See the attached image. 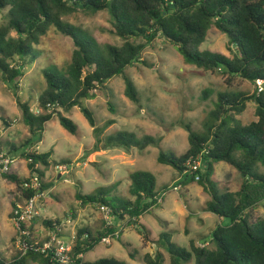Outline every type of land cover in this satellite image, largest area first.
Returning a JSON list of instances; mask_svg holds the SVG:
<instances>
[{
  "label": "trees",
  "instance_id": "obj_1",
  "mask_svg": "<svg viewBox=\"0 0 264 264\" xmlns=\"http://www.w3.org/2000/svg\"><path fill=\"white\" fill-rule=\"evenodd\" d=\"M80 8L92 14L106 10L121 44L100 43L86 30L65 20ZM0 9H7L5 22L0 25V79L10 87H17L24 68L30 67L38 57L35 46L51 29L69 37L74 44L70 62L64 69L52 65L42 71L44 88L37 102L41 109L51 111L34 114L27 102H17L22 122L32 136L42 137L45 124L54 117L66 131L75 135L77 126L65 114L78 107L93 128L95 148L101 144L104 147L137 148L142 151L148 146H158L159 139L150 135L138 138L127 130L100 137L96 117L91 108L84 105L85 99H91L96 90L104 89L106 82L116 76H122L125 95L137 103L138 92L126 69L140 61L145 48L158 35L173 44L186 63L204 70L219 69L229 78L238 76L251 82H264V0H0ZM212 27L228 37L229 44L234 47V50L230 48L232 57L200 50ZM248 101L255 104L257 120L244 124L238 116L246 109ZM208 116L210 122L202 134L190 125L184 127L189 143L185 153L178 156L160 150L157 161L173 167L180 174L184 173L180 182L182 185L199 183L210 196L205 210L228 222L218 223L207 238L206 242L214 244L212 248L196 246L195 240L191 239V250H187L172 242L168 232L160 233L156 241L160 243L163 240L162 246L170 254V264H184L192 258L194 264H264V218L251 217L264 199V89L253 94L220 92ZM2 120L6 121L3 117ZM30 140L26 139L20 146L10 144V149L18 151ZM202 151L205 152L202 156L205 167L195 172L199 175L195 180V173H187L189 168L186 163ZM23 155L26 159L31 158V162L27 163L29 170L37 172L43 180L44 173L39 166L46 168L51 164L52 151ZM216 162H225L237 170L241 178L238 190L218 193L216 183L211 179ZM2 176L18 188L27 179H20L14 173ZM129 180L132 198L112 195L111 189L117 184L101 188L95 194L76 191L75 198L81 205H108L114 225L95 233L87 227L78 228L72 250L75 264H128L114 257L95 261L84 259L87 252L118 227L133 225L142 233L144 241H154L150 229L139 219L161 206L157 199L167 192V187L156 191V177L146 170L131 172ZM50 186L43 180L45 189H50ZM22 194L28 196L27 192ZM41 220L48 228L60 223L58 218ZM20 230L29 232L25 238L28 245L36 240L31 226L20 224L17 232ZM117 240L133 257L131 245L119 237ZM78 253H82L83 257L76 259ZM28 260L50 264L51 255L31 248L25 254L19 251L11 259L0 253V264H26ZM163 261L159 251L155 255L143 256L145 264H163Z\"/></svg>",
  "mask_w": 264,
  "mask_h": 264
},
{
  "label": "rangeland",
  "instance_id": "obj_2",
  "mask_svg": "<svg viewBox=\"0 0 264 264\" xmlns=\"http://www.w3.org/2000/svg\"><path fill=\"white\" fill-rule=\"evenodd\" d=\"M6 11L7 9H0V25L5 22ZM65 20L86 30L100 43L119 45L122 42L114 33L110 14L106 10L92 14L80 8ZM35 47L38 57L30 67L24 68L23 75L17 80V87H10L0 79V142L16 159L12 165V173L20 179L29 176L27 159L23 154L52 151L51 164L46 168L41 167L44 182L51 184V191L48 189L49 196L39 201L40 208L45 206L42 212L39 210L38 216L41 219L58 218L60 222L70 217L76 231L80 227H87L95 233L96 230L105 228L98 205H81L75 198L76 191L95 194L101 188L117 184L111 189L112 195L132 198L129 194V174L136 170H146L156 177L155 190L159 192L166 186L167 192H163L160 201H163V204L160 207L142 215V224L150 229L157 240L160 233L168 232L172 242L187 250H191V239L196 241V246L204 243L203 246L214 247L211 241L205 242L206 238L210 237L218 223L226 224L228 220L220 219L205 210L210 196L206 193L209 199L204 201L205 193L201 191L203 188L199 183L193 182L185 186L181 184L178 191H173L172 186L180 184L182 174L169 165L159 163L157 156L160 150L173 152L178 156L186 152L189 143L184 127L190 125L196 132L204 133L206 125L210 122L209 111L214 108L220 92L258 93L257 84L238 76L229 78L219 69L204 70L186 63L177 48L158 35L145 48L140 61L126 69V74L133 80L138 92L137 103L125 95L122 76L111 78L106 82L104 89L96 90L91 99L84 100V105L91 108L96 117L100 137L127 130L135 133L138 138L150 135L159 139L158 146H148L142 151L137 148L125 150L122 147H104L101 144L95 148L96 137L93 128L78 107L65 114L77 126L75 135L66 131L55 117L45 124L42 137L30 135L28 127L22 122L18 101L27 102L34 114L51 111L41 109L37 102L38 95L44 88L42 71L52 65L64 69L70 62L74 44L69 37L51 29ZM230 48L234 50L228 42V37L215 27L208 30L206 39L200 46V50L220 52L232 57L233 51ZM262 86L264 87V84ZM238 118L244 124L257 120L255 104L248 101L246 109ZM28 138L31 140L27 146L18 151L10 149V144L20 146ZM56 164L65 165L66 169L59 170ZM200 167L204 168L205 164L202 163ZM60 173L62 175L58 177ZM211 179L216 183L219 194L234 192L239 189L241 183L237 170L225 162L213 164ZM10 188L11 195L17 194V185L0 175L2 204L4 199H8L6 189ZM178 196L182 197V202ZM47 201L49 204L46 206ZM177 207L185 211L183 217H179L180 213L174 211ZM6 209L0 204V226L8 222L7 217L5 218ZM10 210L12 213L11 207ZM259 216L264 218V199L251 213V217ZM162 218L173 220L169 222L171 229H167L165 225H168V222ZM41 219H35L28 224L32 228L33 237L39 241H43L45 236V225ZM3 225L1 230L5 228ZM120 228L119 235L122 233V240L131 245V250L137 257L138 253L142 252V233L133 225ZM8 237L9 234L0 233V252L5 258L11 259L19 250L14 241L5 246ZM156 239L155 244L162 248L163 264H170V254L162 246L163 240L158 243ZM201 240L205 241L201 243ZM109 246L98 244L86 253L84 259L95 261L99 258H111L113 249ZM26 264L34 262L28 260ZM184 264H194L193 258Z\"/></svg>",
  "mask_w": 264,
  "mask_h": 264
},
{
  "label": "built area",
  "instance_id": "obj_3",
  "mask_svg": "<svg viewBox=\"0 0 264 264\" xmlns=\"http://www.w3.org/2000/svg\"><path fill=\"white\" fill-rule=\"evenodd\" d=\"M258 88V92L263 90L262 80H256L255 82ZM204 151L197 154L194 157L188 159L186 166L189 168L187 173H195L202 164V156ZM15 158L9 153L7 149L0 145V175L12 173V165L15 162ZM31 162V158L26 160V163ZM37 166V165H36ZM59 170L66 169L64 165L56 166ZM184 174V173H182ZM199 175L195 173V180H198ZM181 178V177H180ZM179 178V179H180ZM179 179L177 181H179ZM44 180V179H43ZM43 180L39 174L35 171L29 170V176L22 182L19 187L20 194L22 195V202L17 203L12 209L13 216L11 220L16 226L15 234V245L21 254L31 248L33 251H39L41 253H49L51 255L50 264H75V258L72 256V250L76 239V230L72 227L71 218H67L65 221L55 224L53 228H48L43 241L35 240L30 245L27 244L28 240L25 239L29 236L28 231L20 230L17 232V228L20 224L28 226L36 217H39L40 207L38 206L39 201L49 196V190L43 187ZM176 181V182H177ZM173 191H178L181 188V183L172 186ZM23 192H27L28 196L24 197ZM29 192L31 193L29 195ZM164 193H162L157 199L161 201ZM98 209L102 214L105 221V227L114 225V219L112 216L111 208L105 204H99ZM66 226H71L70 231H65ZM121 228L118 227L114 232L108 234L101 239V243L104 245H110L114 240L120 237ZM203 246V243L200 244ZM83 254L78 253L76 259L82 258Z\"/></svg>",
  "mask_w": 264,
  "mask_h": 264
},
{
  "label": "crops",
  "instance_id": "obj_4",
  "mask_svg": "<svg viewBox=\"0 0 264 264\" xmlns=\"http://www.w3.org/2000/svg\"><path fill=\"white\" fill-rule=\"evenodd\" d=\"M37 167H38V165H37ZM40 168L42 167V166H39ZM28 173H29V168H28ZM62 174L60 173V174H58V177H60ZM3 179H4V177H3ZM193 183V182H192ZM3 184H4V182H3ZM53 189V188H52ZM12 190H11V188L10 189H6V195L8 196V199H4V204H2V202L0 201V204L1 205H4L7 209H6V216H5V218L7 217V220H8V222H6L4 225H3V228L4 229H0V233H7V234H9V237H8V240H7V243H6V245L5 246H7L8 244H9V242L10 241H12V239H14V235L16 234V226H15V224L13 223V221L11 220V217H10V215H11V210H10V207H11V209H13L14 207H15V205L17 204V203H20V202H22V195L20 194V190H19V188H18V192H17V194H12L11 195V192ZM50 191H51V189H50ZM201 191H203V193H205L203 196L205 197V198H203L204 199V201H206V200H208L209 199V196H207L206 195V191H204L203 189L201 190ZM190 192L188 191V194H189ZM209 195V194H208ZM179 197V196H178ZM182 197H179V200L182 202V199H181ZM163 200H164V198H163ZM49 201V200H48ZM47 201V202H48ZM49 204V202L48 203H46V206ZM161 204H163V201H162V203ZM44 206L45 205H43L41 208H40V212H42L43 210H44ZM185 207V206H184ZM191 207V206H190ZM174 211H178V214L180 213V215H179V217H183V215H184V213H185V211H183L182 209H179V207H177V208H175V210ZM141 218H142V216L140 217V219H139V222L140 223H142V220H141ZM165 222H168V225H165L166 227H167V229H171L172 227H170V223L169 222H173V220H168V219H166V218H162ZM221 219V218H220ZM2 225L0 226V228L2 227ZM72 227H74V226H72ZM44 230H45V235H46V232H47V229H48V227H44L43 228ZM71 230V226H66L65 227V231H70ZM119 238H121L122 239V233H121V235H120V237ZM151 238L153 239V240H155L156 238L152 235V233H151ZM140 240H141V248H142V252H141V254L140 253H138V255H137V257L136 256H133V257H130V255H129V252H128V250L122 245V243L120 242V241H118V240H114L111 244H110V246L109 247H111V249H113V251L111 252V256L112 257H114V258H116V259H118V260H121V261H124V262H126V263H128V264H145L144 262H143V256L145 255V254H151V255H155L156 254V252H161L162 253V248L161 247H158V245L157 244H155V242L153 241H143V239L142 238H140ZM206 240H207V238H206ZM202 241H205V240H201L200 242L202 243ZM206 242V241H205ZM195 244H196V241H195ZM204 244V243H203ZM1 251V250H0ZM1 253V252H0ZM84 257H85V255H84ZM34 264H38L37 262H34Z\"/></svg>",
  "mask_w": 264,
  "mask_h": 264
}]
</instances>
